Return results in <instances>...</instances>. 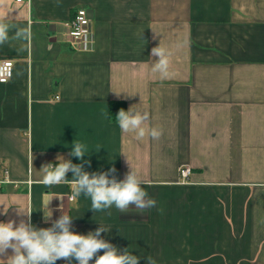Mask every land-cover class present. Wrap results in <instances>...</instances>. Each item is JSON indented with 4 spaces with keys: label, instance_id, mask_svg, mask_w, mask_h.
I'll return each instance as SVG.
<instances>
[{
    "label": "crops",
    "instance_id": "obj_1",
    "mask_svg": "<svg viewBox=\"0 0 264 264\" xmlns=\"http://www.w3.org/2000/svg\"><path fill=\"white\" fill-rule=\"evenodd\" d=\"M81 8L91 28L75 39ZM0 19L12 28L0 60L15 62L0 83V222L18 225L17 207L30 208L47 228L62 204L72 231L101 224V238L140 264H264V0H0ZM159 43L166 77L152 70ZM116 101L148 111L160 139L122 134L109 116ZM74 140L87 145L86 171L115 167L118 180L125 153L156 206L94 213L90 198L70 199V184L45 186L40 169L58 155L81 163L68 155Z\"/></svg>",
    "mask_w": 264,
    "mask_h": 264
},
{
    "label": "clouds",
    "instance_id": "obj_2",
    "mask_svg": "<svg viewBox=\"0 0 264 264\" xmlns=\"http://www.w3.org/2000/svg\"><path fill=\"white\" fill-rule=\"evenodd\" d=\"M15 29L13 38L28 37V28ZM11 30V26L4 19H0V44L8 41ZM170 55V52L161 47L160 43L159 46L153 47L150 58L158 57V59L153 62L152 70L166 77L170 67ZM115 118L122 134L135 133L138 140H142L146 135L153 140H159L163 134L159 128L146 127L150 121V113L146 110L138 111L132 106L127 110L121 108ZM86 154H88L87 145L74 140L68 155L79 159L81 163H73L71 159L58 155L55 164L48 163L41 167L42 183L47 187L62 183L70 184L74 198H79L81 195L90 198V209L94 213L103 212L113 206L120 213H127L131 206L140 212L156 206V200L150 198L148 192L142 187L146 181L132 168L125 153L121 154L126 157L130 170L125 173L122 180L117 179L115 167L107 171H86L85 164L91 166V162L85 160ZM68 173L72 174L71 179L67 178ZM51 199L40 209L45 223L52 220L53 211L49 207ZM9 207L3 206L4 214ZM59 210L61 215L52 221L50 227L37 228L31 222L33 211L30 208L17 207V214L26 219H21L18 225L14 220L7 223L0 222V257H7L0 259V262L2 264H56V261L64 260L66 264H71V261L75 260L77 264H90L94 259V264H140L142 258L134 255L133 251H129V247L121 251L117 246L101 238V234L110 232V229L100 224L95 231H90L86 235L78 234L71 230L73 217L63 211L62 204ZM108 215H111V212H108ZM9 249L11 255H8ZM101 251L103 254H99ZM143 259L146 260V264H156L152 257Z\"/></svg>",
    "mask_w": 264,
    "mask_h": 264
},
{
    "label": "built area",
    "instance_id": "obj_3",
    "mask_svg": "<svg viewBox=\"0 0 264 264\" xmlns=\"http://www.w3.org/2000/svg\"><path fill=\"white\" fill-rule=\"evenodd\" d=\"M21 2L22 0H17ZM92 17L90 12L81 8L77 10L73 19L69 22L70 36L79 39L83 35H86L90 32ZM14 65L15 62L13 59H2L0 60V83L5 84L9 82L14 74ZM190 168L188 166L181 169V175L183 178H188L190 173ZM70 199L73 200V195L70 196Z\"/></svg>",
    "mask_w": 264,
    "mask_h": 264
},
{
    "label": "trees",
    "instance_id": "obj_4",
    "mask_svg": "<svg viewBox=\"0 0 264 264\" xmlns=\"http://www.w3.org/2000/svg\"><path fill=\"white\" fill-rule=\"evenodd\" d=\"M123 108L125 110L126 109V104L124 102H121V101H116V102H111L110 105H109V116H110V119L112 121H115L116 122V114L118 113V111Z\"/></svg>",
    "mask_w": 264,
    "mask_h": 264
}]
</instances>
